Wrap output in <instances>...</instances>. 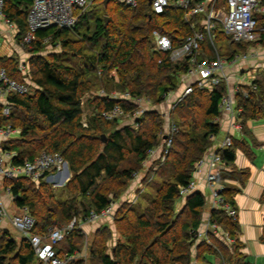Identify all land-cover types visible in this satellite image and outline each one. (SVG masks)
Returning a JSON list of instances; mask_svg holds the SVG:
<instances>
[{
    "label": "trees",
    "instance_id": "16d2710c",
    "mask_svg": "<svg viewBox=\"0 0 264 264\" xmlns=\"http://www.w3.org/2000/svg\"><path fill=\"white\" fill-rule=\"evenodd\" d=\"M33 2L5 1L4 14L17 26L18 42L28 31L27 16ZM199 2L194 0L195 4ZM147 6L142 3L136 8L122 5L112 9L108 4L103 15L97 16L91 25L84 13L74 30L56 27L41 30L27 47L31 55L28 78L34 91L10 96L12 109L8 117L3 116L0 105V128L8 126L20 131L18 138L3 149L14 154V167H22L42 153H58L71 173L64 188L68 194L65 199H57L45 179L39 185L27 177L7 181L6 189H10L16 207L27 209L35 219L37 234L47 235L54 226L64 228L74 219L80 225L87 223L92 213L100 214L117 203L142 170L149 152L163 143L166 118L152 108L177 91L191 63L189 57L175 62L169 53L159 52L153 33L167 36L173 47L179 48L189 36L202 30V19L196 16L188 19L185 10L175 4L159 16L147 13ZM81 25L84 34L78 36ZM71 34L81 39L76 40L80 46L69 39ZM223 34L219 31L212 43L209 40L211 49L205 42L202 44L199 61L215 60L217 55L227 61L235 59L238 51L232 49L229 38L225 37L230 54L217 47L216 42ZM48 46L53 51L43 56ZM0 67L12 78L16 72L20 73L16 60L1 58ZM86 94L96 95L87 101L93 113L84 122ZM114 94L119 97L129 94L130 100H115ZM226 96L224 82L213 90L195 86L193 93L171 111V120L179 131L169 155L158 172L147 174L144 184L150 189L139 197L138 203L124 204L114 215L117 233L124 241H118L113 258L107 254L106 239L96 242L90 251V264H216L213 257L222 264H251L237 239L238 221L220 209L211 212L210 222L229 233L235 243L229 246L213 237L196 247L193 258L195 234L202 222L206 198L194 192L185 198L183 210H176L183 199L181 188L194 179L197 165L221 131L218 120ZM143 98L150 100L152 108L135 119L140 111L135 100ZM236 100L242 126L248 121L264 120V79L243 88ZM117 107L123 111V117L112 120L104 117ZM180 116L182 122L177 124L175 120ZM128 118L134 119L131 125H125ZM103 136L107 137L106 142ZM236 151L235 146L220 151L226 167L234 164ZM233 173L237 172L233 170L219 181L224 183ZM242 175L240 172L241 178ZM153 180L157 181L155 186L151 185ZM235 193L229 188L222 190L221 195L234 206ZM80 231L75 229L66 234L67 248H56L60 258L77 254L74 239L80 237ZM20 244L9 234H0V264H39L28 240L23 238ZM85 263L78 259L75 264Z\"/></svg>",
    "mask_w": 264,
    "mask_h": 264
},
{
    "label": "built area",
    "instance_id": "2783aa9c",
    "mask_svg": "<svg viewBox=\"0 0 264 264\" xmlns=\"http://www.w3.org/2000/svg\"><path fill=\"white\" fill-rule=\"evenodd\" d=\"M6 0H0V23L8 26L11 32L17 30L15 23L10 22L4 14ZM95 0H34L31 9L27 16L28 31L21 41V46H30L36 39V34L41 30H47L52 27L74 30L79 22L80 17L94 3ZM111 1V0H110ZM127 7L136 8L139 4L138 0H116ZM151 1V4H150ZM172 0H149V5L152 9V14L159 16L163 15L172 5ZM228 9L225 7L217 8L219 0H201L195 4L194 0H176L175 5L185 10L188 19L200 17L202 19V30L195 32L189 36L184 44L179 48H174L172 41L157 31L153 33L156 43V49L159 52L169 53L172 61L178 62L186 57L190 58L191 67L188 72L181 77L185 83L191 79H195L192 84L187 83L182 96L172 103L169 116L166 117L167 126L163 132V143L159 148L160 154L156 158V162L161 165L166 160L174 143L175 135L178 133V126L171 120V111L182 102L184 98L191 95L194 87L200 89L213 90L218 86L225 77V70L229 65H234L239 61H245L249 58V54L236 56L233 61H227L217 55L215 60L205 59L199 61L201 56L202 44L208 36L210 42H213L214 31L220 29L227 38L234 44H252L261 41V32H264V26L259 28L258 15L264 18V0H226ZM21 73V82L16 81L9 76L5 68L0 67V101L2 104L3 116L8 117L11 113L12 104L9 102V97L12 95H28L31 94L33 84L28 78V65L21 64L19 66ZM104 92L100 95L104 96ZM115 100H130L129 94L123 96L113 95ZM146 102V108H142ZM140 107V111L135 115V119L140 117L144 112L151 108L149 99L135 100ZM221 111L229 113L232 118L238 119L240 110L236 108L231 99L226 96L221 105ZM124 113L121 108L117 107L113 111L104 114L108 120L123 117ZM129 117V116H127ZM240 127V125H238ZM18 131L13 130L8 126L0 128V221H5L9 218L13 227L21 234L22 238L27 239L30 243L39 264H75L79 259V255L65 256L60 258L57 254V246L64 240L66 234L78 229L80 222L77 219L64 227L59 228L54 226L50 229L47 235L35 233L36 221L27 209H19L18 213L8 216L6 208L2 205V193L4 189L8 195H11L10 189L3 186L4 181H10L19 177H27L38 183L42 179H59L60 183L66 181L65 171L67 162L58 153H42L31 162H27L22 167L12 166L14 154L4 151L3 141L10 140L11 136ZM233 146V138L227 136L222 143L220 149L211 152L209 150L203 159L199 162L196 170L201 166L208 164L210 169L207 173L206 180L212 191L213 208L223 210L232 220L237 221V210L226 203L221 192L222 188L217 184L218 175L227 171V167L223 163L220 151L229 150ZM213 148V147H212ZM157 148L150 151L148 158L153 159ZM68 165V164H67ZM156 168H153L155 170ZM52 172L49 178L46 175ZM139 174H136L137 177ZM64 178L63 180H61ZM197 189V180L193 179L186 187H182L180 194L183 199L193 194ZM14 200V198H13ZM114 204L103 210L100 214L92 213L87 222H95L101 218L114 217ZM82 225V224H81ZM80 225V226H81ZM211 236H216L224 241L226 245L234 242L229 233L223 231L221 227L211 224L210 219L206 226L199 228L195 234V245L201 242H209Z\"/></svg>",
    "mask_w": 264,
    "mask_h": 264
},
{
    "label": "crops",
    "instance_id": "0c3cea01",
    "mask_svg": "<svg viewBox=\"0 0 264 264\" xmlns=\"http://www.w3.org/2000/svg\"><path fill=\"white\" fill-rule=\"evenodd\" d=\"M18 32V28L11 32L10 30H5L2 24H0V59L19 61V59L15 57L16 55H19V50L21 48V43H19L17 39ZM260 42H262V38L258 43L241 44L248 46L247 48L245 47L244 50L238 51L237 56L249 54V58L245 61L241 60L234 65H229L225 70L226 77H224L222 81L225 84L227 83V96L231 99L236 108L237 93L241 90L243 91V88L251 86L258 79V71L262 72L264 69V49L260 50ZM6 43L8 45H5ZM254 44L258 45L255 47ZM3 45L8 47L7 51H2L4 48ZM18 64L19 66H21V64L28 65L25 61L18 62ZM185 82L181 80L179 89L169 94L163 105L161 104L154 108L151 106L150 108H152L153 111L161 112L160 114L162 115L167 111L170 113V105L182 96L187 83L192 84L195 82V79H191L187 81V83ZM2 104L3 101H0V105ZM168 112L167 114H169ZM167 114L164 115L167 117ZM218 122L221 128L220 133H223L225 139L227 136L233 138L232 147L235 146L237 151L234 164L227 167V171L218 175L217 184L223 190H229V188L236 190L234 196L235 204L233 207L238 212L237 221L240 226V233L238 234L237 239L244 246L242 250L243 254L248 258V256H252V251L256 250L260 256H264V120L248 121L242 126L238 119L232 118L229 113L222 112ZM238 125H240V127H238ZM15 135H19L18 132ZM16 136L14 139H17ZM216 138L213 140V148L211 147L210 149L211 152L220 149L225 140L223 138L224 140L215 141ZM157 149L154 158L150 160V164L152 165L155 164L156 158L160 154L161 148ZM224 151L226 150L221 152ZM209 169V165L205 164L194 173V179L197 180V189L195 192H200L205 196L207 201L199 228H203L208 224L209 219H211V212L215 210L213 208L212 191L206 180ZM233 170L237 173H233L232 178H227L224 180V183L219 181L222 177L228 176L230 173L232 174ZM240 172L244 173L242 178ZM146 176L147 174L141 171V173L139 172V175L131 181L121 199L115 203V211L119 210V208L125 203L131 204L136 200L137 192L142 184H144L142 182H144ZM245 176L246 178H243ZM69 178H71V173ZM69 178L68 181L70 180ZM1 203L8 209V213L14 212L15 208L17 209L16 213H18L19 209L16 207L14 200H11L10 195H2ZM83 229L84 228L82 227L81 232ZM213 237L218 239L216 236H211V238ZM218 240L219 242L224 243V241L220 239ZM192 254L193 258H196L197 250H193ZM216 260L218 262L220 259L216 258ZM217 262L216 264H218Z\"/></svg>",
    "mask_w": 264,
    "mask_h": 264
},
{
    "label": "rangeland",
    "instance_id": "374dc122",
    "mask_svg": "<svg viewBox=\"0 0 264 264\" xmlns=\"http://www.w3.org/2000/svg\"><path fill=\"white\" fill-rule=\"evenodd\" d=\"M103 0H95L94 3H92L88 9L84 12L86 14V16L88 17V20H89V23L90 25L93 23V20L99 16L100 14H102V12H104V6H103V3H102ZM176 0H172L170 1L171 5H173ZM139 4L141 5L142 3L143 4H148L147 6V13L149 14H152V9H151V6L149 5V0H138ZM118 6H122V4L116 0H111L109 2V7H112V9L118 7ZM221 7H225L226 9H228V6H227V1L226 0H219L218 2V6L217 8H221ZM31 9V7L29 8V10ZM29 12V11H28ZM258 20H259V28L261 29L263 26H264V18H262L260 15H258ZM2 24L3 28L6 30H9L8 26L4 25L3 23H0ZM60 29V28H59ZM84 26L81 25L78 27V36H81L82 34H84ZM93 27L91 28V32H93ZM220 29H216V31H214L215 35L217 33H219ZM261 36H262V40L263 42H260L261 44H259V48H261L260 50L264 49V32H261L260 33ZM223 38L220 39L218 42H216L217 44V47L223 52L225 51L226 53L230 54V50H229V47H228V44H229V41L227 40V36L225 34H223ZM225 37L227 38L225 40ZM69 39H73L75 44L78 46H80L81 44L77 43L78 41L76 40H80L78 37H74L72 34L69 35ZM21 43V42H19ZM209 43V38L208 36L206 37V41H205V46H207V48L211 49ZM5 45H8L7 43ZM215 45V43L213 44V46ZM255 47L258 45V44H254ZM4 46V45H3ZM20 50H19V55H16L15 57H17L19 59L18 62H27L30 60L31 58V55L28 53V49L27 47L28 46H20ZM49 48L47 49L46 52H44L43 56H48V54L50 52L53 51V47L52 46H48ZM8 47L4 46L3 48V52L4 51H7ZM232 49L233 50H237V51H242L245 49V47H240L239 45L237 44H232ZM58 52H59V49L57 48ZM201 51L203 52V47L201 48ZM29 64V63H28ZM262 69V68H261ZM226 77V76H225ZM257 78L258 79H264V69L262 72L258 71L257 73ZM13 79H15L16 81L18 82H21V73H18L16 72L15 75L13 76ZM223 83V82H222ZM224 85H226L227 87V83ZM230 86V84H229ZM179 89V88H178ZM227 90H228V87H227ZM33 93V92H32ZM96 94H86V97L83 99L84 100V104H83V107H84V122L87 121V118L92 115L93 113V108H91L88 104H87V101L88 99H91V98H94ZM146 102L143 103L142 105V108H146ZM163 105V104H162ZM172 106L170 105V108ZM170 110V109H169ZM168 112V111H167ZM167 112L163 113V117L166 118V114ZM161 113V112H160ZM169 113V112H168ZM137 114V113H136ZM165 114V115H164ZM184 114V113H182ZM167 116H169L167 114ZM134 118V117H133ZM133 118H128L126 119V123L125 125H131L132 122H134V119ZM128 120V121H127ZM179 120V121H178ZM173 121V120H172ZM175 122L178 124V122H182V118L180 116V119H177L175 120ZM201 123V122H200ZM167 126V120L165 121V128ZM18 131V130H17ZM20 131H18V134H19ZM16 135H13L11 136L10 140H7V141H3V144H2V147L4 148L9 141H11L12 139L15 138ZM222 136V137H221ZM18 138V135L16 136ZM223 133H220V135L216 138L215 141H221L223 139ZM225 139V138H224ZM223 139V140H224ZM160 165L155 162V164H150V160L149 158L144 162L143 164V168H142V172H145V174H148L150 171H153V172H158V170L160 169L159 167ZM153 168H156L155 170H153ZM140 171V173H141ZM139 174V173H138ZM64 178H62L61 180H63ZM70 179V178H69ZM58 180V181H57ZM53 189V192L56 196L57 199H65L68 197V194L65 193L64 191V188L66 186V184L68 183V179L66 181H62L63 183H60V180L57 178V179H54V178H51V180L49 179H46L45 180ZM157 181L156 180H153L151 182V185L153 184V186H155V183ZM6 183L7 181H4L3 183V186L6 188ZM40 182H38L36 185H39ZM144 183V182H142ZM152 188V187H151ZM150 188L148 186L145 187V184H142L141 188L138 190L137 192V197H136V200H134V202H132L131 204H137L138 203V200H139V197L143 194H145ZM2 195H8L5 190L3 189L1 191ZM9 196V195H8ZM11 197V200H13V197L12 195H10ZM185 199H182L181 202L179 201L176 205V210L177 212H181L183 210V206L185 205ZM13 203V202H12ZM127 204V203H125ZM116 205H114V213H115V210H116ZM6 208V207H5ZM7 212H8V209L6 208ZM13 210V209H12ZM17 211V209L15 208L14 209V212H9L8 213V216H12L13 214H15ZM19 212V211H18ZM84 228L83 231L80 235L79 238H75V244L76 246H78L77 250L75 253H78L79 254V260H83L84 262H86L85 264H90V261H91V256H90V251L92 249V247L94 246V244L98 241H105V239L107 240V243H106V247H107V254L110 255L112 258H113V249L117 246L118 244V241H121L123 242L124 239L120 238L119 234L117 233V229H116V226H115V217H107V218H101L100 220H97L95 222H87V223H84L82 224L81 226H78V229L81 230V228ZM0 234H9L13 239H15L18 243V246H22L20 243H21V240L23 239L21 234L13 227L12 223L10 222L9 218L6 219L5 221H0ZM77 237V236H76ZM211 240V237L209 238V241ZM234 243L232 242L231 244H228L229 246H232ZM68 246V238L64 241H62L58 246L57 248H62V247H66L67 248ZM198 246V245H197ZM196 246V247H197ZM22 248V247H21ZM196 248H193V250H195ZM62 257V256H60ZM248 260L251 264H264V256H260V254L254 250L252 251V256H248ZM213 261L216 263L217 260L215 257H213ZM218 264H221L220 260H218L217 262Z\"/></svg>",
    "mask_w": 264,
    "mask_h": 264
},
{
    "label": "water",
    "instance_id": "95a60500",
    "mask_svg": "<svg viewBox=\"0 0 264 264\" xmlns=\"http://www.w3.org/2000/svg\"><path fill=\"white\" fill-rule=\"evenodd\" d=\"M110 0H103V6L106 8L109 4ZM150 4H151V1H150ZM105 21H106V24L108 23V18H105ZM103 139V142H106L107 141V137L106 136H103L102 137ZM165 139V137H164ZM66 171H65V179L64 180H67L69 177H70V171H69V167L68 165L66 164Z\"/></svg>",
    "mask_w": 264,
    "mask_h": 264
}]
</instances>
